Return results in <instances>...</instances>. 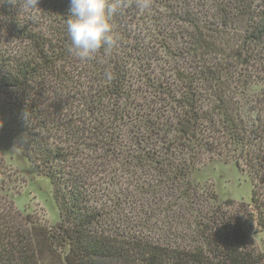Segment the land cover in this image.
I'll list each match as a JSON object with an SVG mask.
<instances>
[{
	"label": "trees",
	"instance_id": "trees-1",
	"mask_svg": "<svg viewBox=\"0 0 264 264\" xmlns=\"http://www.w3.org/2000/svg\"><path fill=\"white\" fill-rule=\"evenodd\" d=\"M115 2V43L79 61L70 0H0V131L60 210L0 213V264H264V95L238 89L264 85L246 72L264 71V0ZM214 160L246 172L250 203L200 179ZM147 195L184 232H136Z\"/></svg>",
	"mask_w": 264,
	"mask_h": 264
},
{
	"label": "rangeland",
	"instance_id": "rangeland-1",
	"mask_svg": "<svg viewBox=\"0 0 264 264\" xmlns=\"http://www.w3.org/2000/svg\"><path fill=\"white\" fill-rule=\"evenodd\" d=\"M258 70V69H257ZM252 68L248 72L254 79L264 71H257ZM262 85L241 86L238 87L242 99L249 101V104L257 105V101L264 95ZM249 106V105H248ZM252 113V112H251ZM256 115V112L253 111ZM264 117V116H263ZM231 155V156H230ZM229 160L233 157L232 152H225L221 158ZM0 213H9L14 207L16 210L24 214H31L38 223H43L46 227L55 226L60 221V210L58 204L53 198V185L49 178L40 177L33 173L26 159L10 144L3 133L0 131ZM244 173V174H243ZM198 175L201 180H205L208 187L213 188L220 193L221 198H234L239 202L250 203L252 196V183L246 172L237 168L234 164H222L218 160L212 161L204 167ZM147 195L141 202V213L136 220H130L135 225L136 232L141 233L144 237H163L164 230H156V227H165L170 223L164 219L171 220L173 228L179 231L184 226L185 216L181 218L167 216V211L158 214L156 220L153 219V213L145 209L151 201H148ZM163 204L166 198H160ZM161 204V205H162ZM129 209L125 214L133 218V214ZM182 214L185 212L180 211ZM158 213V212H156ZM175 213V212H174ZM175 216V215H174ZM178 216V215H177ZM152 219V220H151ZM150 220V221H149ZM157 222V225L155 224ZM245 222V220H244ZM126 226H129L127 224ZM179 232H184L180 230ZM257 241L264 247V231L259 232L256 236ZM45 262V261H44ZM49 264V261L45 263Z\"/></svg>",
	"mask_w": 264,
	"mask_h": 264
},
{
	"label": "clouds",
	"instance_id": "clouds-1",
	"mask_svg": "<svg viewBox=\"0 0 264 264\" xmlns=\"http://www.w3.org/2000/svg\"><path fill=\"white\" fill-rule=\"evenodd\" d=\"M24 4L34 8L38 0H24ZM118 7L115 0H70L66 31L69 51L79 61L92 59L103 46L111 47L115 43L110 19ZM136 7L143 12L150 7V0H137ZM260 250L264 252V247Z\"/></svg>",
	"mask_w": 264,
	"mask_h": 264
}]
</instances>
